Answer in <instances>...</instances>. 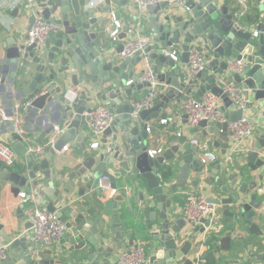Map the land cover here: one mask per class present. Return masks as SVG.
I'll return each instance as SVG.
<instances>
[{"label":"water","instance_id":"1","mask_svg":"<svg viewBox=\"0 0 264 264\" xmlns=\"http://www.w3.org/2000/svg\"><path fill=\"white\" fill-rule=\"evenodd\" d=\"M113 2L103 0L91 5V0H34L29 4L26 0H18L11 11L12 16L23 8L21 15L29 17L30 25L37 15H42L60 26V30L50 33L43 43L37 38L32 39L28 32H10L0 13V32L8 33L4 38V56H0V74L7 67L11 69L8 78L15 79L20 93L30 99L29 109L38 111L56 104L59 109L57 119L62 124L52 144L41 151L37 145H43L42 142L51 137L54 124L43 125L37 137L30 139V129L22 127L20 131L15 120L12 119L8 126L0 123V134L18 156L11 166L0 159V198L7 183L14 196L21 189L31 191L35 187L34 195H45L43 204L55 211L66 227L59 241L50 244L39 241L35 238L30 215L18 206L16 214L18 218H26L24 224L19 220L10 232H6L5 224L0 222V237L6 251L0 264H60L59 256L68 264H118L120 249L133 244L134 238L131 236L126 244L122 220L117 212L111 216L105 213L103 219L96 221L90 208L81 212L68 205L69 192L83 195L87 189L92 191L98 203H102L97 198V181L99 175L108 174L109 164L126 171L135 170L140 175L139 199L144 201L146 226L152 238L147 264H175L177 259L185 264L195 261L196 256L190 254L193 239L204 231L202 222L207 219L201 218V224L193 226L191 231L184 230V225L176 220L171 224L172 197L169 194L176 193L189 181L196 184L206 166L210 167L204 178L203 193L207 200L220 205L248 237L261 239L258 242L264 251V194L257 190L250 192V188L257 186V179L250 183L244 179L238 184L237 172H231L229 165L219 158L203 162L200 144L187 141L191 131L198 132L203 128L199 140L207 141L210 137L208 141L215 151L226 152L228 124L238 120L244 112L235 108L218 83V77L227 70L232 59L244 61L242 70L232 74V80L242 87L245 99L253 103L259 113L258 123L264 125V0H256V5L245 11L240 5L229 8L223 0H173L145 6L135 3L138 14L129 16V25L120 26L117 38L136 39L130 31L136 28L139 17L144 24L149 22L150 25L137 33H145L147 28L150 41L143 50L126 57L120 55L124 42H118L117 59L105 55L97 47L95 40L100 33L99 27L105 26V19L93 17L95 12L111 9ZM125 3L126 0H122V4ZM144 9L150 13L148 17L144 15ZM192 45L201 49L206 65L196 74L189 75L165 51L173 46L180 47L181 63L187 64ZM143 58L151 64L158 92L151 107L135 112L130 100L133 91L143 87L147 91L151 83L135 79L129 85L126 82L137 73L135 65L141 63L139 74L147 70L142 67ZM29 62L34 66L31 72L25 73L23 64ZM198 81L203 85L199 86L197 95L212 91L222 100L220 109L227 119H202L187 133L181 128L175 135L173 111L185 92H191L189 85ZM68 88L76 91L73 98L66 97ZM97 102H102L114 117L103 131L99 147L93 149L87 147L93 133L85 128L84 112ZM183 111L182 122L186 124L188 115ZM160 116H166L172 122L169 131L174 134L167 137L165 148L160 147V151L150 154L151 146L161 139L151 121ZM67 142L78 143L75 149L80 161L64 170L62 176L59 173L51 175V163ZM263 148L264 133H261L255 147L246 154L253 171L261 167L264 171ZM257 177L264 182L263 173ZM74 181L77 189L72 186ZM111 186L116 188L113 176ZM114 198L112 208L121 210L123 206L117 201H125L126 195L116 191ZM133 231L135 233L136 229L128 234L132 235ZM222 242L225 248H231L230 237ZM245 262L264 264V258L258 260L253 256Z\"/></svg>","mask_w":264,"mask_h":264},{"label":"crops","instance_id":"2","mask_svg":"<svg viewBox=\"0 0 264 264\" xmlns=\"http://www.w3.org/2000/svg\"><path fill=\"white\" fill-rule=\"evenodd\" d=\"M113 1H114L113 7L111 9L107 8L103 12H95L93 14V17L98 18L100 20L102 18L105 19L104 21L105 26L104 27L102 26L103 29L102 27H99L100 33L98 34V37L95 40L97 47L103 53H105V55L110 54L111 56H113L114 59H117L118 53L116 50H117L118 42H124L125 38H123L122 40L118 38L114 40L111 38L110 31L113 29V19L119 20L121 22V25H129L131 22L129 16L132 14H138V10L134 6L136 5L135 4L136 2H133L132 0H126L125 4H122V0H113ZM223 1L229 6V8H232L233 6L236 5H240L238 0H223ZM99 2L102 1L91 0V5ZM10 3L11 0H0V13L4 21L8 23L7 26L9 28V31L15 34H23L25 32H28L30 26L29 17L27 15L24 16L21 15L23 8H20L18 10L16 16H12L11 11L13 10L15 4L10 5ZM255 5H256V0H248V6H249L248 10L252 9L253 6ZM143 13L147 17L150 15V13L145 9ZM148 24L149 22L144 24L143 21H140L138 17L136 20V28L134 30H131L130 34L133 36L139 35L137 31H140L142 28L146 26L148 27ZM7 34L8 33L6 32H0V56H4V51H5L4 49L6 46V42L4 38ZM141 34L147 35L150 39V33L148 32L147 28L145 33H141ZM5 62L6 61H3V64H5ZM177 62L181 64L182 71L185 72L188 63L187 64L181 63V55L179 56ZM26 64L30 66V69L33 68L34 66L31 62ZM148 66H151V64L146 61V58H143L142 67L147 69ZM135 68L137 69L136 71L137 73H135L134 76H132V78L130 79L137 80V77L140 75L138 73V70L141 68V63L139 65H135ZM10 72L11 69L7 67L6 69L2 70L0 74V108L4 109L10 116L9 122L8 121L5 122L6 126L9 125L12 119L16 121L15 119L16 104L19 102L29 100L27 96H24L23 94L20 93L18 82L15 79L13 80L12 78H8ZM188 77L189 76H187V79ZM130 79H128L127 81H129ZM200 85H203V83H201L200 81H198L196 84L189 85L192 88L191 92L189 93L185 92L183 96V100L181 101V103H179L176 109H174L172 121L176 123L175 135L178 134L177 132L181 128L185 130V133H187V130L193 127L189 125V123L183 124L182 122L184 120L183 118L184 111L182 109V102L184 101L187 94L197 95V90ZM146 92H147L146 88L144 87L136 88L133 91V96L130 100L141 99L146 94ZM221 104H223L222 100H221ZM168 111L170 112L171 110L168 109ZM247 113L255 121V131L251 142V150H252L255 147L256 142L259 140L261 133H264V125L261 126L258 123L259 113L256 111V108L254 107L253 103L252 104L249 103V106L247 108ZM58 116H59V109H57L56 104L54 103H52L48 107L43 108V110H38V111L29 109V107L27 106L21 111L17 125L19 127L29 128L30 130H29L28 138L32 139L37 137L38 132H40L41 127H43V125H48L52 123L54 124V126L56 124L60 125L61 128L62 124L59 123L57 119ZM162 119H167V117L160 116L151 121L152 125L157 127L159 134H161V139L158 142H156L153 146H151V149H157L159 147L165 148L167 146L166 143L167 137L174 134L169 131L170 127L172 126L171 125L172 122L168 121V119L166 120V122H162L161 121ZM202 129L203 128H200L198 132L191 131L190 135L187 137V141L191 143L193 139H197L198 142H200L201 140L199 139ZM93 139L94 138H91L90 141L87 143L88 148H90V143ZM0 140L7 143L5 137H2L1 134H0ZM45 142L46 141H44V143ZM44 143L42 142V144ZM77 145L78 143L71 144L70 142H67L64 145L63 151L59 152L55 158V162L53 161L51 163V168H50L51 175L59 173V176H62V172L64 170H68L70 167H73L80 161L75 149ZM93 149H97V148H93ZM217 152L219 153L220 157L223 155V153L220 150H218ZM246 154H237L235 156L232 165H229L231 169L230 171L237 172V175L239 177L238 184L242 183L243 182L242 180L244 179L248 183L252 182V179H257L258 181L257 186L255 188H250L251 189L250 192L257 190L258 193L264 194V182L259 181L257 177L261 173L264 174V171L262 167L261 169H257L256 171H253L248 165V161L246 160ZM17 157L18 156L16 155V158ZM117 172L119 174L114 175ZM209 172H210V167L206 166L203 170V173L199 181L196 184H193L192 181H189L185 187L178 188L177 189L178 191L176 193L169 194V196L172 197L171 209L169 210L171 212V221H172L171 224H174L173 221L176 220L182 225H184V230H188V231L192 230L193 226L190 227V225L186 222V220L181 214L184 198L188 191L203 192V190L205 189L204 178L208 176ZM108 174L113 176V180L115 181L116 188H112L110 190L101 189L97 181V188H96L97 198L100 201H102V203H98L93 198L92 191L87 189L83 195H77L74 191L69 192L68 196L70 198V201L68 205L70 204L72 207H74L75 209L81 212H86V210L90 208L93 211L92 218L96 221L98 219H103V214L105 213H108L109 216H111L113 213L117 212V214L122 220L126 244H128L127 242L131 236H133L134 240L136 238H141L139 236H136L134 231L132 235L128 234L129 231L134 229L133 226L137 222H140L144 228L143 233H145L147 237L144 241L148 252V262H149V250L151 248L152 238L150 236L149 229L146 226L148 220L145 216V211L143 208L144 201L139 199V190H141V186H142L140 185V178H139L140 175L135 170L126 171L122 168H116L111 164H109L108 166ZM100 176L101 175H99L98 179L100 178ZM72 186H74L73 188L76 189L78 188L76 181L73 182ZM9 188H10V184L7 183L6 186L1 191V198H0V222L5 224L6 232H10L11 228L15 227L19 220H22V224H24V222L26 221V218L24 217L18 218V214H16V208L18 206L21 207V209L26 214L30 215V220H31V214L35 206H45L43 204V201L45 200V195H43L42 193H39L37 196L34 195L35 192L37 191V188L33 187L31 191L21 189L17 196H14ZM116 191H120L121 193L125 194L127 197L125 201H120V200L117 201L118 205L123 206L121 210H115L112 208V205L115 202L114 195ZM23 192L25 193L26 196L24 198L21 197ZM247 196L249 198V194H247ZM217 206H218V214L212 224L213 228L211 229L216 231L220 237V241H219L220 248L216 253V256L219 260V264H240L241 262L246 264L247 262L245 261L247 259L252 258L253 256L256 257L258 260L263 259L264 251L260 247V243L258 242L261 239L255 236L248 237L244 231H241L239 230V228H237L238 227L237 221L231 218L230 216L226 215L220 205ZM227 236L230 237L231 239L230 249L225 248L224 243L222 242V240ZM204 237L205 238L207 237L206 230L200 232L193 239V246L190 250V254H193L194 256H198V251L200 249L199 247L201 244H203L201 248V251L203 253V251L207 248V245L203 243V241L205 240ZM185 238L187 237L185 236ZM0 242L4 243L1 237H0ZM226 245L228 246V243ZM129 246L130 245H124V247L120 249V252L125 247H129ZM196 259L193 262V264H195ZM59 260H60L59 261L60 264H68V262L64 257L59 256ZM153 264H156V262ZM175 264H185V263L183 260L177 259L175 260Z\"/></svg>","mask_w":264,"mask_h":264},{"label":"built area","instance_id":"3","mask_svg":"<svg viewBox=\"0 0 264 264\" xmlns=\"http://www.w3.org/2000/svg\"><path fill=\"white\" fill-rule=\"evenodd\" d=\"M28 3H33L34 0H26ZM103 1V0H100ZM140 6H145L153 2L161 1H173V0H132ZM18 0H11L10 5H14ZM243 11L248 10V0H238ZM121 26V22L117 19H113V29L110 31L112 39H117L118 31ZM60 30V26L54 22L45 19L42 15H37L34 23L29 26L28 33L30 37L37 38L39 43H43L46 37L53 32ZM257 34V32H254ZM150 41L147 35L139 34L136 39H126L124 41V48L120 55L126 57L133 55L136 51L143 50L146 44ZM173 59L178 60L182 53V49L178 46H173L171 50L165 51ZM189 62L187 65V73L189 75L196 74L199 70L205 68L206 61L201 55V49L197 45H192L189 48ZM244 66L242 59H232L229 61L227 70L218 77V83L222 86L224 92L232 99L235 104V108H241L244 110L242 116L238 120H232L228 124V137L229 143L226 152L220 157L219 153L212 148V145L208 141H200L193 139V143L200 144V155L203 162H211L219 158L227 165H232V162L237 154H246L251 150V142L255 131V121L248 115L247 108L249 106L248 101L243 95V89L237 83L232 80V74L234 72L241 71ZM30 70L28 64H23V71L26 73ZM137 80H149L151 86L147 90L146 94L141 99L131 100L134 106V111L138 112L142 108H149L154 104L155 96L158 92V82L155 79L150 66L147 70L137 77ZM134 79L127 81L130 84ZM76 94L71 88L66 90L65 95L68 98H73ZM30 103V99L19 102L16 104V122L19 120L21 111L26 108ZM221 99L215 95L212 91H206L201 96L194 94H187L182 102V108L188 115V123L191 126L196 125L200 120L206 119L208 121H225L227 115L221 111ZM85 116V128L93 133L94 138L90 147L98 148L100 145V138L103 131L111 124L113 120V114L102 103L97 102L96 105L88 111L84 112ZM10 120L9 114L2 108H0V123H5ZM162 122H166V119H162ZM19 127V126H18ZM22 131L23 128L19 127ZM54 132L51 137L46 140L43 145H37V149L44 150L48 148L56 137V134L60 130V126L56 124L54 126ZM161 148L151 149L150 154L160 151ZM0 159L6 164L11 166L16 159V153L13 148L0 140ZM112 176L110 174H103L98 179V185L101 189L110 190ZM21 197H26L23 192ZM181 214L190 227L201 224V218H206L207 222H202L204 230L208 233L212 230V224L218 214L217 204L211 203L207 200L203 192L188 191L185 195ZM31 221L35 233V238L39 241H44L48 244L54 243L60 240L64 235L66 227L64 222L61 221L55 211H50L46 206H35L31 214ZM205 238V237H204ZM203 238V240H204ZM203 244L200 245L198 256H196L195 264H203L202 258ZM6 254L5 244L0 242V259ZM148 252L145 241L142 238H136L129 247H125L121 250L118 264H147Z\"/></svg>","mask_w":264,"mask_h":264},{"label":"trees","instance_id":"4","mask_svg":"<svg viewBox=\"0 0 264 264\" xmlns=\"http://www.w3.org/2000/svg\"><path fill=\"white\" fill-rule=\"evenodd\" d=\"M133 227L136 229V236L141 237L143 240L147 238L145 233H143V225L140 222L136 223ZM219 241L220 237L216 231L210 230L207 233V237L203 241V243L207 245V248L202 253V258L204 259L203 264H219V260L216 256L220 248Z\"/></svg>","mask_w":264,"mask_h":264},{"label":"rangeland","instance_id":"5","mask_svg":"<svg viewBox=\"0 0 264 264\" xmlns=\"http://www.w3.org/2000/svg\"><path fill=\"white\" fill-rule=\"evenodd\" d=\"M167 120V119H166Z\"/></svg>","mask_w":264,"mask_h":264}]
</instances>
